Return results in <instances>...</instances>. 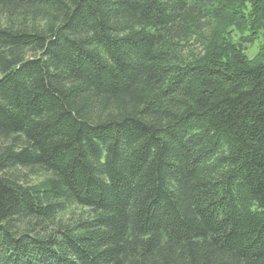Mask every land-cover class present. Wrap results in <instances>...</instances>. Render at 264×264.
Segmentation results:
<instances>
[{"label":"trees","instance_id":"obj_1","mask_svg":"<svg viewBox=\"0 0 264 264\" xmlns=\"http://www.w3.org/2000/svg\"><path fill=\"white\" fill-rule=\"evenodd\" d=\"M250 3L0 0V264H264V51L179 55Z\"/></svg>","mask_w":264,"mask_h":264},{"label":"rangeland","instance_id":"obj_2","mask_svg":"<svg viewBox=\"0 0 264 264\" xmlns=\"http://www.w3.org/2000/svg\"><path fill=\"white\" fill-rule=\"evenodd\" d=\"M253 8L255 11L254 15H252L254 12ZM262 8L263 7L255 8V5L250 3L244 11V18L239 15L233 19L231 16L227 15L228 17L222 16L217 20L210 19V21H206L199 19V23H189L187 27L189 35H194L190 41V45L181 48L179 53L180 57L187 60L189 54H204L209 45L208 43L213 41L215 37L217 38V36L218 40L220 38L228 48L232 44H237L245 48V54L248 58L253 59L258 57L260 53L264 51V30L262 26L254 29V27H251V23L254 21L255 17L259 18L262 16L264 13ZM195 17H197L196 14L191 17V20ZM199 26L202 27L201 30H197ZM173 51L174 52H171V54H177L178 52V50ZM19 176L29 183L40 184L47 179L49 174L44 171L33 172L30 170H20ZM81 212L82 210L79 208H70L64 214L65 222L73 224V222L79 218Z\"/></svg>","mask_w":264,"mask_h":264}]
</instances>
